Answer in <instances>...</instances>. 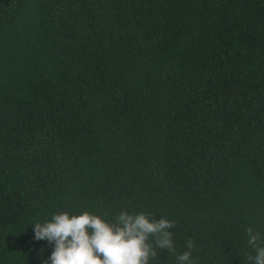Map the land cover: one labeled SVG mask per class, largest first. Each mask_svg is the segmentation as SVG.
<instances>
[{
	"label": "trees",
	"instance_id": "obj_1",
	"mask_svg": "<svg viewBox=\"0 0 264 264\" xmlns=\"http://www.w3.org/2000/svg\"><path fill=\"white\" fill-rule=\"evenodd\" d=\"M175 221L150 264H249L264 233V0H0V264L34 223Z\"/></svg>",
	"mask_w": 264,
	"mask_h": 264
},
{
	"label": "clouds",
	"instance_id": "obj_2",
	"mask_svg": "<svg viewBox=\"0 0 264 264\" xmlns=\"http://www.w3.org/2000/svg\"><path fill=\"white\" fill-rule=\"evenodd\" d=\"M175 221L156 219L151 213L121 211L113 220L84 211L53 214L49 221L34 223V239L54 244L44 264H150L157 249L176 253L172 232ZM247 243L254 254L249 264H264V233L246 229ZM189 240L182 254L176 255L177 264H195Z\"/></svg>",
	"mask_w": 264,
	"mask_h": 264
}]
</instances>
